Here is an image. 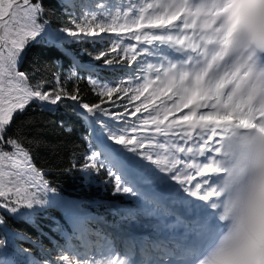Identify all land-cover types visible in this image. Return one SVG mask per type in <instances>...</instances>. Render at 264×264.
I'll return each instance as SVG.
<instances>
[{"label": "snow or ice", "instance_id": "6c2138e0", "mask_svg": "<svg viewBox=\"0 0 264 264\" xmlns=\"http://www.w3.org/2000/svg\"><path fill=\"white\" fill-rule=\"evenodd\" d=\"M60 2L71 16L73 0ZM96 9L99 14L52 30L44 0H0V162L9 169L0 172V229L11 232L8 218L19 219L43 237L37 217L59 207L70 213L73 238L90 243L91 230L82 225L103 202L85 207L61 196L32 153L43 143L34 113L55 112L71 101L70 118L87 125L81 137L86 152L63 171L81 172L85 186L103 172L101 183L113 196L134 201L119 223L160 236L150 247L141 245L139 264H264V0H129L123 9L102 3ZM109 32L116 36L108 50H81L98 62L88 65L97 102L86 101L79 87L64 88L60 76L54 77L59 90H43L21 70L28 50L47 42L69 59L64 79L73 81L83 65L63 45L95 43ZM99 65L127 68V82L94 79ZM145 66L154 78L144 75ZM59 124L73 132L63 118ZM20 166L34 177L29 187L15 182ZM52 231L62 229L57 224ZM12 235L45 251L40 240ZM6 244L0 239V264H16ZM132 254L126 248L75 259L133 264ZM27 255L23 264H73L62 253L56 259Z\"/></svg>", "mask_w": 264, "mask_h": 264}, {"label": "trees", "instance_id": "16d2710c", "mask_svg": "<svg viewBox=\"0 0 264 264\" xmlns=\"http://www.w3.org/2000/svg\"><path fill=\"white\" fill-rule=\"evenodd\" d=\"M143 0H141L142 2ZM129 2V0H108V7L123 9L122 4ZM44 7L46 9L45 19L48 21V27L52 30H56L64 26L71 19L82 18L85 14L69 15L66 12L60 0H44ZM70 10V9H69ZM71 11V10H70ZM91 12H97L95 11ZM114 17L117 13H113ZM87 23H95L89 17ZM115 38L108 37L104 39H97L95 43H65L64 48L77 54L79 62L83 66H88L90 62L88 57L84 56L81 52L82 49L88 52H95L99 50H108L110 48L112 40ZM123 44H127L123 41ZM123 46V45H122ZM111 57L116 59L115 53H110ZM123 55V53H121ZM138 60H142L138 57ZM69 59L64 56L61 50L47 42L37 43L33 45L27 53L24 59L23 67L21 70L26 71L32 77V84L34 86L39 85L43 90L49 88H55L59 90L60 84H57L54 80L55 76L61 77V82L64 88L72 90L75 87H79L83 98L92 103L97 102L96 95L94 94L92 85L89 82V71L82 67L78 69V77L73 81H67L64 79L69 72ZM129 76V70L127 68L115 67L112 69L103 68L99 65L93 78H99L106 85L119 83L122 80L127 82L126 78ZM123 87L124 85L121 84ZM99 92L100 89L95 90ZM147 95V93H146ZM116 97L114 96L113 99ZM143 99V98H142ZM136 103H139L138 101ZM69 107H62L55 112L34 113L37 119L41 122V126L37 129L43 143L40 147H33L32 153L34 161L37 167L42 168L47 173V179L51 185L57 189V192L65 197L72 199H80L85 203V207H88L89 201L103 202L101 206L91 208V212L103 217L106 224L111 227L127 229V225L119 223L121 216L118 212H114L111 209L127 208L132 206L130 198L126 196H113L111 193V186H106L101 181L106 179L105 174L102 172L99 176H93L95 183L85 186L83 182V175L77 170H73L70 174H65L64 169L67 168L70 162H75L74 157H82L86 152V145L82 142L81 137L85 135L87 125L77 123L74 119H71V102H68ZM35 108V105L33 106ZM31 113V110H30ZM63 118L65 127L71 126L73 132L66 134L60 127L59 121ZM134 120L135 118H130ZM6 162H0V172H7ZM26 171L23 166H20L19 174L15 176V182L17 186L21 188L29 187L30 183L26 176L21 171ZM7 180L8 177H3ZM35 191V189H32ZM36 222L40 228L46 234L41 237L40 233L31 224L24 222L23 220L8 218L7 227L11 232L6 233L3 229H0V239L6 240L7 253L15 259L18 264H23L28 259V253L33 255H50L53 259H56L61 253L64 256H71L73 258V264H77L76 257H92L87 252L89 248L82 247L77 239L73 238V232L70 231L64 223L62 215L59 213L56 207H50L43 216H38ZM60 225L61 232H53L52 229ZM85 225V224H84ZM88 228L95 233L102 231L95 228L94 225H89ZM12 233H21L26 237H29L31 241H42L44 252L28 239L15 238ZM65 236L68 239H65ZM100 240L101 237H99Z\"/></svg>", "mask_w": 264, "mask_h": 264}, {"label": "rangeland", "instance_id": "374dc122", "mask_svg": "<svg viewBox=\"0 0 264 264\" xmlns=\"http://www.w3.org/2000/svg\"><path fill=\"white\" fill-rule=\"evenodd\" d=\"M102 4H103L104 6H106V5H105V0H102ZM71 13H72V15H77L76 12H73V11H72ZM87 13H88V12H84V14H87ZM120 22H122V20H121ZM138 44H139V43H138ZM139 45H140V44H139ZM150 60H151L152 62H154V64L157 62V61H156V58H155V57H152V56L150 57ZM151 64H152V63H151ZM151 76H154V74H153V73H150V77H151ZM177 115H179V114H177ZM139 228H140V227H139ZM143 229H144V228H140V231L143 230ZM147 230H148V229H146L145 231L148 232V233H145V232H137V233H135L134 235H135V236H139V235H140V236H150V235H151V236H154V234H155L154 231H153V233H152V231H150V230L147 231ZM110 253H111V250L105 249V250L103 251V253L99 256V258L102 257V256L109 255Z\"/></svg>", "mask_w": 264, "mask_h": 264}, {"label": "bare ground", "instance_id": "6f19581e", "mask_svg": "<svg viewBox=\"0 0 264 264\" xmlns=\"http://www.w3.org/2000/svg\"><path fill=\"white\" fill-rule=\"evenodd\" d=\"M148 241H145L147 244H149V243H152V242H154V241H157V240H159L160 239V236L157 234V236H155V237H153V238H151V237H145ZM118 243H119V245H121V243L119 242V240H118ZM127 246H128V242L126 241V247H124L125 249L127 248Z\"/></svg>", "mask_w": 264, "mask_h": 264}]
</instances>
